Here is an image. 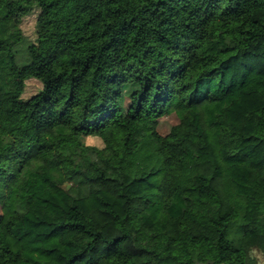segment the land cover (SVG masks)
<instances>
[{
    "label": "trees",
    "instance_id": "trees-1",
    "mask_svg": "<svg viewBox=\"0 0 264 264\" xmlns=\"http://www.w3.org/2000/svg\"><path fill=\"white\" fill-rule=\"evenodd\" d=\"M251 247L264 0H0V264H246Z\"/></svg>",
    "mask_w": 264,
    "mask_h": 264
},
{
    "label": "rangeland",
    "instance_id": "rangeland-1",
    "mask_svg": "<svg viewBox=\"0 0 264 264\" xmlns=\"http://www.w3.org/2000/svg\"><path fill=\"white\" fill-rule=\"evenodd\" d=\"M35 15L31 14L25 17L21 23V29L27 37L32 38L34 31ZM40 88V84L35 80H29L26 82V88L23 97L27 98L33 95ZM176 122V116L170 114L159 121L158 132L165 135L171 125ZM195 147L200 145L198 140L192 142ZM85 144L87 146L102 147V142L96 137H88L85 139ZM246 264H264V252L258 250L257 248L246 249Z\"/></svg>",
    "mask_w": 264,
    "mask_h": 264
}]
</instances>
